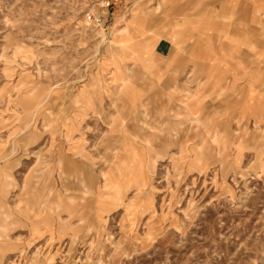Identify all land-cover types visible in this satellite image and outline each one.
I'll list each match as a JSON object with an SVG mask.
<instances>
[{
	"label": "rangeland",
	"instance_id": "rangeland-1",
	"mask_svg": "<svg viewBox=\"0 0 264 264\" xmlns=\"http://www.w3.org/2000/svg\"><path fill=\"white\" fill-rule=\"evenodd\" d=\"M123 1L0 0V264H264V130L136 116Z\"/></svg>",
	"mask_w": 264,
	"mask_h": 264
},
{
	"label": "crops",
	"instance_id": "crops-1",
	"mask_svg": "<svg viewBox=\"0 0 264 264\" xmlns=\"http://www.w3.org/2000/svg\"><path fill=\"white\" fill-rule=\"evenodd\" d=\"M132 1L119 3L111 38L132 41L125 49L117 44L127 64L115 67L143 74L141 82L129 79L136 93L125 95L136 116L146 109L161 125L171 110L206 116L207 108H233L235 128L255 123L264 130V0H136L128 12ZM82 95L93 100L94 92ZM123 140L133 146L126 137L118 146Z\"/></svg>",
	"mask_w": 264,
	"mask_h": 264
},
{
	"label": "built area",
	"instance_id": "built-area-1",
	"mask_svg": "<svg viewBox=\"0 0 264 264\" xmlns=\"http://www.w3.org/2000/svg\"><path fill=\"white\" fill-rule=\"evenodd\" d=\"M111 5L110 1H104L103 6L108 8ZM87 20L94 25L103 26L105 24V17L102 13L89 11L87 13Z\"/></svg>",
	"mask_w": 264,
	"mask_h": 264
},
{
	"label": "bare ground",
	"instance_id": "bare-ground-1",
	"mask_svg": "<svg viewBox=\"0 0 264 264\" xmlns=\"http://www.w3.org/2000/svg\"><path fill=\"white\" fill-rule=\"evenodd\" d=\"M40 107V106H39Z\"/></svg>",
	"mask_w": 264,
	"mask_h": 264
}]
</instances>
